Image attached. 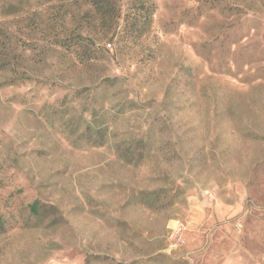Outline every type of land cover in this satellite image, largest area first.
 <instances>
[{
  "label": "rangeland",
  "instance_id": "rangeland-1",
  "mask_svg": "<svg viewBox=\"0 0 264 264\" xmlns=\"http://www.w3.org/2000/svg\"><path fill=\"white\" fill-rule=\"evenodd\" d=\"M0 215V264H264V0H0Z\"/></svg>",
  "mask_w": 264,
  "mask_h": 264
},
{
  "label": "trees",
  "instance_id": "trees-1",
  "mask_svg": "<svg viewBox=\"0 0 264 264\" xmlns=\"http://www.w3.org/2000/svg\"><path fill=\"white\" fill-rule=\"evenodd\" d=\"M28 209H30L32 213H37L39 211L36 202L31 203L28 206ZM5 224H6V219L0 215V232H3L6 229Z\"/></svg>",
  "mask_w": 264,
  "mask_h": 264
}]
</instances>
